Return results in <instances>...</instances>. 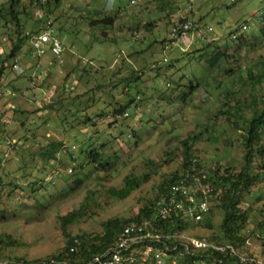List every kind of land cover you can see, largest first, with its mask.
<instances>
[{
  "label": "rangeland",
  "instance_id": "obj_1",
  "mask_svg": "<svg viewBox=\"0 0 264 264\" xmlns=\"http://www.w3.org/2000/svg\"><path fill=\"white\" fill-rule=\"evenodd\" d=\"M51 1L48 7L27 5L20 16L26 32L52 28L67 33L63 63L57 64L51 54L41 62L28 58V40L17 63L7 59L0 84L1 102L7 107L3 121L6 113L14 119L5 132L0 129V152H7L5 160L0 158V260L6 263L44 260L60 252L69 235L102 232L103 223L111 218L137 215L155 198L157 185L182 167V140L188 137L198 136L192 153L204 169L221 168L223 173L227 168L240 170L245 163L241 122L237 126L217 115L231 88L227 71L238 63L232 59L209 71L203 62L188 59L187 53L202 43L171 41L170 29L180 15L202 21L215 28L219 43L231 45V52L232 31L248 24L249 38L258 35L264 0H171L168 10L156 0H61L58 7ZM94 8L119 12L104 41L102 28L90 24L95 16L89 11ZM14 42L15 26L0 21V60ZM260 52L245 53L240 63L256 60ZM74 72L76 77L68 76ZM177 80L181 87L174 85ZM190 80L199 82L197 90L184 96ZM247 94L244 91L243 98ZM50 104L52 109L45 107ZM51 141L62 142L63 147L56 159L44 160L40 152ZM90 144L105 152L109 166L86 164L82 148ZM256 163L259 169L254 173L262 172L263 177L244 193L241 206L249 209L244 224L247 253L262 259L263 155L253 159ZM79 176L86 179L76 185ZM128 176L144 182L120 199L111 189L122 188ZM34 182L41 192L31 193ZM83 203L79 221L64 227L60 216ZM222 218L215 204L213 227L190 223L187 232L221 236Z\"/></svg>",
  "mask_w": 264,
  "mask_h": 264
},
{
  "label": "trees",
  "instance_id": "obj_2",
  "mask_svg": "<svg viewBox=\"0 0 264 264\" xmlns=\"http://www.w3.org/2000/svg\"><path fill=\"white\" fill-rule=\"evenodd\" d=\"M53 1L57 7L60 5L61 0ZM51 2V0H30L29 4L25 0H5L4 2H1L0 21L6 20L8 23H12L15 26L17 42H14V45L9 52H4L6 54V58L0 60V84H2V78L5 74V70L8 68L6 65L7 59L14 58V63H17L19 61L18 52L23 49L28 40L31 41V37L34 34L42 32V30H31V32H26L24 30L25 26L20 16L23 12L21 8L25 7V9H27V5L29 6L31 4H39L42 6L44 5V7H48ZM156 2L160 5V8L165 10H168V8L173 5L171 0H156ZM89 12L95 16V19H93L90 23L91 26L102 28L103 37L101 40L104 41L108 35L106 29L112 28L115 25L119 17V12L104 8H94ZM178 19L181 21L187 20V18H182V15L178 16ZM196 24H199L202 27H205L206 25V23H203L202 21H196ZM242 29L243 30L239 28L230 33V37L234 42V47L231 52H229L231 50V45L228 43H226V45H222L216 38L213 41L203 42L200 47L187 54L189 60H197L199 63L203 62L209 71L221 66L223 62L227 63L232 59L238 63L237 68L230 67V70L227 71L229 74L228 80L231 88L227 89L225 98L221 102L222 106L219 108L217 115L226 116L228 122L235 123L237 126L238 122H241V128L245 130L243 139L244 149L246 150L245 163L240 170H231L230 168H227L223 173H221V168H217L215 170L205 168L204 170L208 172L211 180L216 185L217 195L214 201L215 204H217L218 209H220L223 217L221 224V236L216 234L211 236L210 239L218 242L232 241L237 246L244 248L247 253L249 251H247L248 246H246L247 238L244 232V224L249 219V209L242 208L241 204L246 202L244 199V193L249 191L251 187L259 182L263 177L261 174L262 172L254 173L256 169H259V164H253V159L258 157V155H263L264 157V54L260 52L262 51L261 49L264 48V20H261L258 35L253 33L252 35L254 36L252 39H250L246 33L249 29V25L244 24ZM52 30L56 37H59L62 41H64L63 38L64 36L66 37V32L58 31V33H56L54 29ZM178 33V35H180L179 38H183L184 31L181 30ZM171 41H174V39L171 38ZM194 43L199 44V42ZM254 52H260L259 58L251 60L245 65L240 63V59L246 55L245 53L252 54ZM29 54L30 58L33 57L32 44H30V47L26 51V56ZM52 56L55 58L57 64L63 63H59L57 58L54 55ZM245 57L246 56L243 58ZM76 74L77 73L74 72L73 74H68V76L76 77ZM184 75L187 77V74ZM173 83L176 88L183 85L181 84V80L174 81ZM198 83L199 82H197V80L195 82L190 80V84L186 85L187 90L184 92V96L191 95L195 90H197ZM244 91H248L246 98H243ZM45 98L46 97L43 96L44 100ZM230 99H232L235 103L231 104ZM45 107L52 109L53 105L50 104ZM6 110L7 107H5L3 114H5ZM246 110L251 112L250 116H247ZM120 111H123V109H120ZM6 115H8L6 116L8 118L4 121L3 119L5 117L3 115L0 118V122L3 123L0 125V129L4 132L6 131L7 126L14 120L9 113H6ZM197 138L198 136L196 135L182 140V144L185 148V156L183 158L182 167L180 170L178 169L175 172L168 174L157 185L155 198L141 207L137 215L126 219L111 218L103 223L102 232H90L89 234H80L75 236L69 235L66 245L62 248V250H60V252L44 260H36L33 264H48L51 258L54 257L61 260L66 258L67 254L72 255V260L87 259L93 254H101L115 241L118 233L125 225L133 222H141L144 219H150L153 216V205L156 199L161 197L179 178L180 174L192 163V158L194 156L192 149L194 144L197 142ZM90 145L87 147L85 145L82 148L83 153L87 156L86 164H88V166H95L96 168L99 166L101 168L109 166L110 162L106 157L105 152L101 151L98 147L93 146L92 144ZM105 145L106 144L102 146ZM62 147V142L51 141L48 143L47 149L44 152H40V155L44 160H54L57 158V152L61 150ZM4 154L5 153L0 152L1 160L4 159ZM252 155H254V157ZM82 165L83 163L80 166ZM198 165L201 166L199 162ZM2 179L3 178L0 175V182ZM85 179L86 176H79L75 180L76 185L82 184ZM142 179L140 180L137 177L128 176L125 178V185L122 188L111 189L112 194L120 199H125L141 185V182H144ZM145 179H148V176H145ZM21 188L24 189L23 187ZM31 189V193L33 194L42 191V187H38L37 182L32 184ZM84 206L85 204L83 203L79 208H75L60 216L64 227L79 221L82 217ZM159 222L161 221H158L157 223ZM188 225H190V223L188 224V222H185L184 219L169 218L166 222H163V226L161 228L163 232H172L174 230H188ZM201 225L207 228L213 227L212 213L207 216L206 220L202 222ZM85 236H87V240L86 242L84 241L79 251L70 253V247L74 244V238L80 237L83 239ZM248 254L252 255L251 253ZM18 259L19 258H17V260ZM229 261L233 262L232 259H229ZM25 263L27 264V261H25ZM25 263L18 261L8 262L7 264ZM179 264H190V260L186 257L183 261H180Z\"/></svg>",
  "mask_w": 264,
  "mask_h": 264
},
{
  "label": "built area",
  "instance_id": "obj_3",
  "mask_svg": "<svg viewBox=\"0 0 264 264\" xmlns=\"http://www.w3.org/2000/svg\"><path fill=\"white\" fill-rule=\"evenodd\" d=\"M182 18L187 20L177 19L170 29L174 41L183 39V42L190 46L194 42L203 43L217 38L213 26L206 24L202 27L186 16ZM181 30L184 31L183 38L178 35ZM31 44L32 56L39 62L49 53L54 55L59 63L63 62L64 43L53 34L51 28L34 34ZM44 73L42 71L41 74ZM5 107L0 97V118ZM4 155L7 156V152ZM216 189L208 172L198 165L197 158H193L190 166L156 199L150 219L125 225L115 241L101 254L75 260H72V255L67 254V257L61 260L50 259L48 264H179L186 257L189 258L190 264H264V256L257 259L255 255L246 253L232 241L218 242L205 236H193L187 230L162 231L163 222L169 218L184 219L188 224L201 225L213 211ZM85 239L87 238L75 237L70 253L78 252L84 241L86 242ZM7 263L0 260V264Z\"/></svg>",
  "mask_w": 264,
  "mask_h": 264
},
{
  "label": "crops",
  "instance_id": "obj_4",
  "mask_svg": "<svg viewBox=\"0 0 264 264\" xmlns=\"http://www.w3.org/2000/svg\"><path fill=\"white\" fill-rule=\"evenodd\" d=\"M47 56V55H46ZM48 57V56H47ZM28 58H30L29 56H28ZM31 58H33V57H31ZM38 61V60H37ZM8 91H9V88H7L6 90H5V92L8 94Z\"/></svg>",
  "mask_w": 264,
  "mask_h": 264
}]
</instances>
